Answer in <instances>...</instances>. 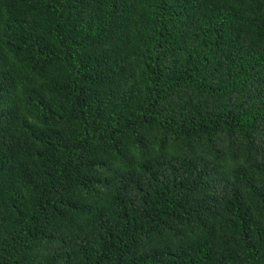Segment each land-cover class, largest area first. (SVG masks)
I'll list each match as a JSON object with an SVG mask.
<instances>
[{
    "label": "trees",
    "instance_id": "1",
    "mask_svg": "<svg viewBox=\"0 0 264 264\" xmlns=\"http://www.w3.org/2000/svg\"><path fill=\"white\" fill-rule=\"evenodd\" d=\"M0 264H264V0H0Z\"/></svg>",
    "mask_w": 264,
    "mask_h": 264
}]
</instances>
